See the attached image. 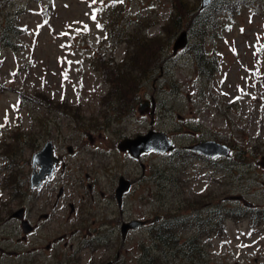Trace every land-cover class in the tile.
<instances>
[{"label": "rangeland", "instance_id": "obj_1", "mask_svg": "<svg viewBox=\"0 0 264 264\" xmlns=\"http://www.w3.org/2000/svg\"><path fill=\"white\" fill-rule=\"evenodd\" d=\"M227 1L232 8L212 15L211 26L194 33L196 24L182 25L177 35L173 15L187 11L188 24L198 0L0 3L2 27L12 22L22 31L10 46L0 42V215L24 204L27 211L55 216L52 225L25 240L18 239L20 232L0 228V264H62L69 246L57 235L85 228L92 218L102 246L95 256L85 242L80 264H90L91 255L97 263L114 259L117 252L114 264H264V219L258 229L249 215L224 212L232 206L246 210L247 202L264 207V0ZM184 28L188 48L175 54V37ZM132 32L137 34L131 42H117ZM194 46L216 61L211 74L197 71ZM141 50L160 56L158 75H143L146 70L130 59ZM151 97L153 116L150 104L139 108ZM130 101L134 108L126 106ZM151 123L167 133L175 144L172 151L150 150L135 158L118 148L121 138L147 131ZM208 138L227 143L231 155L209 158L187 148ZM46 140L66 166L59 164L34 191L31 158ZM8 165L20 170V178ZM120 174L133 181L118 206L114 187ZM93 179L96 185L89 190ZM16 180L27 182L18 187ZM58 185H64V196L54 205ZM68 200L77 206L78 218L66 221ZM207 209L213 225L206 224V230H217L221 214L222 233L197 236V247L178 250L199 234L197 218L203 220ZM156 214L163 221L175 219L177 245H157L150 231L159 226L154 221L151 228L130 229L122 238L121 218L146 221ZM54 238L57 242L47 249Z\"/></svg>", "mask_w": 264, "mask_h": 264}, {"label": "flooded vegetation", "instance_id": "obj_2", "mask_svg": "<svg viewBox=\"0 0 264 264\" xmlns=\"http://www.w3.org/2000/svg\"><path fill=\"white\" fill-rule=\"evenodd\" d=\"M226 2L228 3V6H229V2L227 0H209V3L207 5H204L201 8H198L197 11H195L192 14L188 24L186 23V26L189 27L190 25L196 23L200 19L203 21L202 28H204L205 26H211V21H210L211 16L214 15L215 13L223 10V9H226L228 7V6L226 7ZM216 7H218V11L214 12ZM229 7L232 8V6H229ZM207 10L209 12L208 14H206ZM205 14H206V16H205ZM202 28H201V30L204 32L205 30L202 29ZM198 38H199V36L197 37V39ZM187 42H189V40H187ZM185 46H186V44H185ZM184 48H188V47L186 46ZM204 53L206 54V52H204ZM193 56H194V52H193ZM194 60L197 62V67L196 68H197V71L199 72V74L203 75V76L209 75L207 73L205 74L206 71L202 72L201 68L198 66V59H196L195 56H194ZM213 65H214V68H213L212 72L217 68L216 67V61H214V60H213ZM263 79H264V77H263ZM155 105L156 104L154 102V109H155ZM153 113H154V110L151 112L152 116H153ZM151 127H153L152 123L150 124L149 128H151ZM77 129L81 130L82 129V124H78L77 125ZM86 130H87V128L84 129L85 134L87 135V137L92 142L93 141V139H92L93 137H92L91 133L87 132ZM143 132H145V131H143ZM138 133H142V132H138ZM209 139H213V138H209ZM214 140H216V139H214ZM189 146L190 145H188V147H187L188 149H190ZM67 149H68L69 152H71L72 151V146L70 144L67 145ZM123 151H126L131 156H133L128 150H123ZM143 153H146V152L140 153V155L138 157H135V158H140V156ZM53 154L57 158V161L53 162L52 175L51 176H47L44 179H42L41 183L39 184V186H36V185L35 186H31L30 185V176H31V173H32L31 172L30 176H29V187H30V189L34 188L32 190L35 191V190H38V189L42 188V186H44L43 184L46 183L54 175L55 169H56V167L59 164L61 165V167H65L66 166L65 158L60 153L56 154L54 152V143H53ZM31 163H32V158H31ZM142 166L144 167V165H142ZM37 168H38V164L33 166V163H32V171L34 169H37ZM86 176H88V173H86ZM121 176H123V178L127 179L129 184H128L127 188L124 189L121 194H119V197H118L116 189H117L118 185L121 182V179H120ZM132 181H133V179L130 180L129 178L125 177L122 174H120L118 176L117 183H116V185L114 187V196H115V200H116V203H117L118 206H120L122 204L123 197H124L125 193L127 192V190H129ZM16 182H17L18 187H20L21 185H24L27 181H25V180H16ZM87 185L89 187V190H92L94 185H96V182L93 179L91 181H88ZM63 186L64 185H58V189H57V192H56V197H55V199L53 201L54 205H57L59 203V201L62 199V197L64 196V187ZM46 188H47V190L49 192L53 191V189L50 186H46ZM247 205H248L247 206L248 208H255L254 205L249 204L248 202H247ZM67 206H68V213L65 216V220L67 221V220H71V219H77L78 218V216L76 215L77 206H75L74 202L71 201V200H68L67 201ZM19 208L22 209L20 215H17V214L14 215L13 214L14 210L11 211L12 207L7 208V209H3L2 215H0V228L1 229L10 228L12 230L11 232H20V235L18 237V239H20V240L27 239V237H29L31 234L33 236H36L38 234V232L41 230V227L50 226L54 222L55 216H53V212H51V213H49V212L34 213L31 210L27 211V208H26V206L24 204H21L19 206ZM30 208H32V207H30ZM257 208L259 209V207H257ZM210 212H211L210 209H207L206 216L203 218V220L201 218L200 219L197 218V219H199L198 220L199 223L197 224L198 225L197 229H198L199 232L206 231V226H205L206 224H212L213 225V223H212V215H211ZM89 218H90V213L87 212V219H89ZM134 218H139V217H130V218H127V219L121 218L119 228H120V234H121L122 238H125V236L128 234V230L134 229V228L128 227L125 230V233L123 235L122 234V231H123L122 230V226H123V224L128 223L131 219H134ZM10 221H15V222L10 223ZM153 221L156 222V224L157 223L161 224L163 220L160 217V215L156 214L153 219L147 218L146 221L143 224H141L140 226L148 225V226H150L149 228H151ZM94 222H95V220H94V218H92L90 221H88V224L85 226V228H80L78 226L71 227V228L66 229L65 232H61V233H59L57 235L58 236L57 238L61 239L63 241V245L64 246H67V245L69 246V249L65 252L66 260H64L62 264H80L81 258H82V253H81L82 247L81 246H83V244L85 242H87L86 245L91 247V249L96 253L95 256L97 255V253L100 250L102 245L100 243H98V240L95 237L96 233H97V230H98V227L94 226ZM163 225L164 224H161V226H163ZM175 225H176V223H174V222L171 223L172 227H175ZM256 225H257V227L259 229V216L257 218V224ZM140 226H138V227H140ZM138 227H136V228H138ZM75 232H76V234L78 236L76 238L70 237V235H72ZM57 238L49 239L48 242L46 243V248L50 249L53 246V244L55 242H57L56 241ZM80 238H82V239L80 240ZM3 239L8 240V236H6V235L3 236ZM94 252H93V254H94ZM90 257H91L90 259L92 260L90 262V264H103L104 262H109V264H114L115 260L119 257V252L116 253V256H115L114 259H106V260H102V261H100L98 263L95 261V258L92 255Z\"/></svg>", "mask_w": 264, "mask_h": 264}, {"label": "trees", "instance_id": "obj_3", "mask_svg": "<svg viewBox=\"0 0 264 264\" xmlns=\"http://www.w3.org/2000/svg\"><path fill=\"white\" fill-rule=\"evenodd\" d=\"M5 1H7V0H0V3L5 2ZM47 1H48V5H51L53 0H47ZM227 6H228V3L226 2V7ZM229 6H232V5L229 4ZM183 8H186V7H183ZM188 9H189V6H188ZM216 11H218V7L215 8L214 12H216ZM186 15H187V11H185L184 13H176L173 15L172 18H175L174 23H173L175 26L174 34L177 35L178 31H176V30L178 28L182 27V25L186 26V24H184V22L187 21ZM10 19L13 20L12 18H10ZM194 24H196V26H198V28H193V31L195 33L197 31H199V28L201 26H203V21L200 19L199 21H197ZM0 28H1L0 29V42L3 43L2 40H5L4 44L6 46H10L11 42H12V38L14 36L18 35L17 33L22 32V31H20L19 28L16 27V25H13L12 22L9 25H6V26L0 27ZM132 29H136V31H138V32L141 31L140 28H137V27H133ZM124 32H127V31H124ZM136 34L137 33L132 32V33L125 34L126 35L125 36L124 34L120 33V36H123V35L124 36L119 37L117 42H128L129 43V42H131V40L133 38H135ZM198 47H199V50H197L195 46L193 47L192 54L194 52V56L196 57V59H198V66L201 68L202 72L206 71L205 74L206 73L211 74V72L214 68L213 60L211 59V57H205V53H204L203 49L200 46H198ZM138 51L135 54V58H130L131 60L135 59L134 61L136 63L137 68H141V70H143V69L146 70V72H144L143 75H145V74L149 75V73L152 76H154V74L158 75L160 72V69H159V64L161 61L160 56L155 55L154 53H151V54L147 53L144 50H141L139 53H138ZM95 54H97V53L95 52ZM99 54H98V58H100V56H101ZM127 58H128L127 56H124V59H122L120 61V63L118 64L119 69H121V67H122L121 62L125 59L127 60ZM111 59H112V57H110L108 59V61ZM102 60H103V56H102ZM128 77L129 76H126L124 78L126 79L127 83H130V80L128 79ZM138 87H139V85H138ZM138 87H137V89H138ZM59 106H61V104ZM63 106L65 107L66 105L63 104ZM126 106H128L129 109H131V107L133 106L132 101H130V103L126 104ZM133 108H134V106H133ZM129 109H128V112H129ZM35 139H36V137L32 138V141H34ZM30 144L33 146L34 143H30ZM10 166L11 165H8V170L11 172H14L15 177L20 178L19 177L20 170L17 171L16 166H15V169L11 168ZM6 178H7V176H6ZM7 180H10V179L7 178ZM219 208H221V207H219ZM224 212L226 214H230L231 216L237 217V218H240V217L245 216V215H249V217L251 219L250 224L252 226L256 225L258 216H259V222L264 219V207H259V209L247 207L246 210H244V209L242 210L240 207L232 206V207L224 208ZM221 217H222L221 214H219L217 216L218 220H217V230L216 231L206 230V231L199 232L198 235H192L189 238L188 242H186L187 248L184 249L181 245V246H178V248H179L178 250H180V251L184 250L185 251V250L192 249V245L193 246L196 245V247H197L198 246V239L195 238L197 236H198L197 238H199L200 236H202L204 234H212L214 232L216 234H221L222 231L221 230L218 231V229H221V224H219V222H220L219 218H221ZM174 220L175 219H168L166 221H162L161 224H164L163 226H161V224L158 223L159 226L156 225L157 228L155 229V231L150 230L153 240L157 243V245L159 244L160 248L173 247V246L177 245V242H176L178 239L177 232L179 230H175L176 225H175V227L171 226V223H173ZM198 220L199 219H197V222L199 223ZM210 227H212V226L210 225ZM142 249L144 250V247H142ZM143 253H144V251H143Z\"/></svg>", "mask_w": 264, "mask_h": 264}, {"label": "water", "instance_id": "obj_4", "mask_svg": "<svg viewBox=\"0 0 264 264\" xmlns=\"http://www.w3.org/2000/svg\"><path fill=\"white\" fill-rule=\"evenodd\" d=\"M209 0H202L201 6L208 4ZM186 43V32L181 31L179 36H176L173 48L176 51L177 48L184 46ZM146 103H140L139 108L141 110L146 109L147 99L144 100ZM191 148L207 155L214 157L217 155H229V147L222 142L216 141L214 139L201 140L190 146ZM118 148L120 150H128L133 156H139L143 151H148L150 149L155 150H169L173 148L171 140L168 138L164 131L149 129L144 133L136 134L133 137H124L118 141ZM261 164L264 166V156H262ZM57 158L53 154V143L51 140H46L43 146L33 154L32 163L33 166L38 164V168L34 169L30 176L31 186H39L41 180L47 176H50L53 172V162H56ZM121 182L118 185L116 191L119 194L123 192L128 186L127 179L120 177ZM22 209L19 208L13 212L14 215H20ZM145 222L142 218L131 219L128 223L123 224L122 234L124 235L125 230L130 228H136ZM103 264H109V262H104Z\"/></svg>", "mask_w": 264, "mask_h": 264}, {"label": "snow or ice", "instance_id": "obj_5", "mask_svg": "<svg viewBox=\"0 0 264 264\" xmlns=\"http://www.w3.org/2000/svg\"><path fill=\"white\" fill-rule=\"evenodd\" d=\"M92 2H93V3H96L97 0H92ZM100 2L103 3V0H100ZM120 2H123V0H120ZM93 19H95V16H93ZM97 26L99 27L100 25H97ZM62 98H63V97H62ZM0 127H2V125H0Z\"/></svg>", "mask_w": 264, "mask_h": 264}, {"label": "bare ground", "instance_id": "obj_6", "mask_svg": "<svg viewBox=\"0 0 264 264\" xmlns=\"http://www.w3.org/2000/svg\"><path fill=\"white\" fill-rule=\"evenodd\" d=\"M185 32H186V35L189 34L187 30H185Z\"/></svg>", "mask_w": 264, "mask_h": 264}]
</instances>
